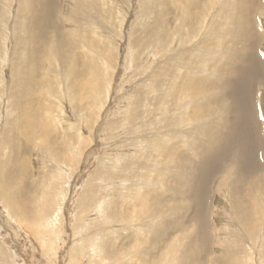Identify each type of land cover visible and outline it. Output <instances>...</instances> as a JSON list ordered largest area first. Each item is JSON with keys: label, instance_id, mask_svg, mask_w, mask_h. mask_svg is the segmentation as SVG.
Returning <instances> with one entry per match:
<instances>
[{"label": "rangeland", "instance_id": "1", "mask_svg": "<svg viewBox=\"0 0 264 264\" xmlns=\"http://www.w3.org/2000/svg\"><path fill=\"white\" fill-rule=\"evenodd\" d=\"M33 1L7 0L0 12V264H90L82 245L101 233L124 250L116 264H264V1L254 0L247 21L257 23L258 39L243 41L232 33L240 0H41L48 16L33 46L39 54L31 50L36 21H23ZM59 34L74 41L75 70L59 66L51 49ZM178 36L187 37L183 44ZM235 49L252 56L246 71L235 55L229 63ZM29 52L38 72L30 71ZM30 75L37 92L22 83ZM82 82L90 84L85 92ZM211 90L219 92L212 99ZM216 100L223 106L215 112ZM239 177L242 224L233 208ZM102 178L117 184L104 189ZM96 187L112 198L104 214L129 225L103 224L97 203L105 197L88 196ZM200 201L204 223L195 215ZM155 202L183 210L162 207L166 220L151 215ZM55 210L61 225L45 245L37 225ZM200 240L206 247L197 262L193 247L191 259L184 249Z\"/></svg>", "mask_w": 264, "mask_h": 264}, {"label": "bare ground", "instance_id": "2", "mask_svg": "<svg viewBox=\"0 0 264 264\" xmlns=\"http://www.w3.org/2000/svg\"><path fill=\"white\" fill-rule=\"evenodd\" d=\"M1 1V4H0V12H3V7H2V5H3V3L2 2H7V0H0ZM190 0H188V2H189ZM241 2H240V6H239V12L237 13L238 14V19H237V22L235 23V25H234V28H233V30H232V33H234V34H238V33H240L241 35H240V39H243V41L245 40V38L246 37H249L250 39H252L253 37H255L256 39H258V35H255V33L252 31V29H251V23H254V30H256V27H257V23L255 22V20H254V22H247L248 21V16L250 15V13H252L253 11H254V5L256 4L255 3V1L254 0H251V2H249V3H247L245 0H240ZM244 1L246 2L245 4H244ZM264 1V0H263ZM11 3H12V1H11ZM71 3H72V1H71ZM200 3V2H199ZM198 3V4H199ZM167 4V1H165V5ZM196 4V3H195ZM244 4V5H243ZM68 5H70V4H68ZM73 5V4H72ZM168 6V4L166 5V7ZM72 7V6H71ZM70 7V8H71ZM194 6H193V4H191L190 6H189V8L191 9V8H193ZM28 8H32L33 9V11L32 12H28L27 13V16H28V18L27 19H25V20H23L24 21V24H25V22L27 21H29V22H35L36 21V24H37V27L35 28V30H34V34L32 35V36H30V39H32L33 41H32V46H31V50L36 54V53H38L39 54V52H38V50L40 49V47L38 48V46H37V48L38 49H36V48H33V46L35 45L34 44V42H41V36H42V32H44V31H39L40 29H42L43 30V28H41L42 27V23H44L45 22V19H46V17L48 16L47 14H48V8H46V3H44V2H41V0H34L31 4H29L28 5ZM10 9V8H9ZM47 9V10H46ZM238 11V10H237ZM258 12V11H257ZM10 13V12H9ZM241 14V15H240ZM69 15V14H68ZM255 15V14H254ZM11 16V15H10ZM69 17H71L70 15H69ZM69 17H68V19H69ZM254 17V16H253ZM13 19H14V17H12ZM77 18H78V16H77ZM234 19V18H233ZM236 19V18H235ZM7 20V19H6ZM5 20V21H6ZM11 21V20H10ZM179 21V20H178ZM7 22V21H6ZM16 22V21H15ZM5 24H7V23H5ZM10 24V23H9ZM8 24V25H9ZM12 24V23H11ZM17 24V23H16ZM262 24H264V21H262ZM6 26V25H5ZM17 26H18V24H17ZM18 28V27H17ZM17 28H15V29H17ZM71 28V27H70ZM231 28H232V26H231ZM14 29V31H12L11 32V34L13 33V34H16V33H14L16 30ZM19 29V28H18ZM44 30H46V27L44 26ZM56 30V29H55ZM153 30V29H152ZM73 31V30H72ZM158 31V30H157ZM198 31H200V30H198ZM258 31V30H257ZM17 32V31H16ZM152 32V31H151ZM191 32V31H190ZM251 33H253V34H251ZM37 34V35H36ZM61 34V33H60ZM59 34V35H60ZM64 34V33H63ZM156 34V33H155ZM179 34V33H178ZM202 34V33H201ZM257 34V33H256ZM59 35H56L54 38L55 39H57V41L55 40V46H51L52 48L51 49H54L55 51V53L56 54H58L59 56H58V61L57 62H59V66H61V67H65V68H68V69H74L75 70V67L79 64L78 63V59H79V57L75 54V53H73V52H71V50L70 49H68V46L70 47V44L72 45V43L74 42H72L71 41V38L69 39V40H67V38H62L61 37V35L59 36ZM8 36V35H7ZM10 36V35H9ZM13 36V35H12ZM36 36V37H35ZM228 36V35H227ZM11 37V36H10ZM69 37V36H68ZM183 37V36H182ZM182 37H180V36H178V39H179V42H181L182 44H183V42H184V40L187 38L186 36L184 37V38H182ZM9 38V37H8ZM166 38H168V36H166ZM226 38V37H225ZM165 39V38H164ZM176 39H177V37H176ZM158 42L157 43H155L154 45L156 46V48L158 49L159 48V45L162 43L161 42V38L160 37H158ZM229 40V39H228ZM77 41V40H76ZM156 41V40H155ZM172 42V41H171ZM154 43V42H153ZM170 44V42L168 43V44H166L165 46H164V48H168V46H170L169 45ZM3 46V52H5L6 51V47H4V45H2ZM176 46H179V44L177 45L176 44ZM72 47V46H71ZM263 47H264V45H263ZM73 49V48H72ZM257 49V48H256ZM262 49V48H261ZM264 49V48H263ZM73 51V50H72ZM158 51V53L157 52H155V53H157V55H159L160 53H161V51L160 50H157ZM28 52V51H27ZM83 52V51H82ZM2 54V53H1ZM258 54V49L256 50V55ZM27 55H30L29 56V58H30V61H29V65H30V71L32 72V73H34V72H38V70H37V66H36V64L38 63V64H40L39 62V59L38 58H35L34 57V55H32V53H27ZM164 55V54H163ZM229 55H230V59H229V63H231V55H235V56H233V57H235L234 59H237V61L238 62H240L241 63V65H242V68H245V71H246V69L249 67V65H250V62H251V60H252V56H249V57H247V55L244 57L242 54H238L237 53V51H236V49H235V51L234 52H231L230 51V53H229ZM6 55L4 54V56H3V59L1 60V63L4 61V57H5ZM57 56V55H56ZM258 56V55H257ZM0 58H1V56H0ZM74 58H75V60L76 61H74ZM158 59V58H157ZM233 59V60H234ZM166 60V59H165ZM7 61H5V63H6ZM261 62V61H260ZM48 64V63H47ZM215 64V63H214ZM6 65V64H5ZM43 65H45V62L43 63ZM47 66V65H46ZM83 66V65H82ZM81 66V67H82ZM224 66V65H223ZM51 67V66H50ZM49 67V68H50ZM85 68V67H84ZM87 68V67H86ZM85 68V69H86ZM51 69V68H50ZM214 69H216V71H218V72H221V67H220V65H214ZM88 70V69H87ZM71 71V70H70ZM211 71H212V68H211ZM51 72H52V70H51ZM72 72V71H71ZM31 73V74H32ZM233 73V75H235L236 77H238L241 73H243V70L242 69H240V70H235V71H233L232 72ZM187 74V73H186ZM188 75V74H187ZM215 75H216V73H215ZM3 76V75H2ZM183 76V75H182ZM219 76V75H218ZM235 76H234V78H235ZM4 77V76H3ZM223 77V76H222ZM58 80V79H57ZM62 80V79H61ZM68 80H69V77H68ZM78 80V79H77ZM221 80V79H220ZM188 81V80H187ZM207 81V80H206ZM222 81V80H221ZM22 83H26L24 86L27 88V89H29L30 90V93H32V91L33 92H37V91H39V89H38V87L36 86V85H34L33 84V80H32V76L30 75V78L29 79H25ZM63 83V82H62ZM190 83V84H189ZM189 83H186V85H188V86H190V87H194L195 86V84H192L190 81H189ZM196 83V82H195ZM82 84V91L83 92H85V90L86 89H88V88H90L89 86H90V84H85L84 82H82L81 83ZM242 84V83H241ZM248 85V84H247ZM79 86H81V85H79ZM226 86V85H225ZM2 87V86H1ZM6 88V87H5ZM242 88V87H241ZM75 89V88H74ZM2 90V89H1ZM32 90V91H31ZM221 90V89H220ZM161 90H158V88H154V91H153V95H154V97H153V111L151 112L152 114H154L153 112H154V110L156 109V107H157V105H159V102H158V94H157V92H160ZM240 91V90H239ZM87 92V91H86ZM29 93V94H30ZM79 94V93H78ZM84 94V93H83ZM217 94H219V92L218 91H214V90H211L210 91V97H211V99L212 98H214ZM228 94V93H227ZM242 94V93H241ZM262 97L264 96V92H262ZM159 96H160V93H159ZM229 96V95H228ZM85 97H87V96H85ZM222 97V96H221ZM26 98V97H25ZM29 98V97H28ZM85 99V98H84ZM86 99H88V98H86ZM223 99V98H222ZM264 99V98H263ZM29 100V99H28ZM27 100V101H28ZM248 100V99H247ZM85 101V100H84ZM213 101V100H212ZM244 101H246V100H244ZM244 101H243V103H244ZM91 102V101H90ZM169 102H171L170 101V99H169ZM222 101L220 100V101H218L217 102V100H216V102H214L215 103V105H216V108H215V112H216V110L219 108V106L220 107H222L223 106V104L221 103ZM86 103V102H85ZM164 103H167L166 102V99L164 100ZM264 103V102H263ZM95 104V103H94ZM140 104L142 105V107L145 109L146 108V106H145V104H144V101H141L140 102ZM16 105H19V106H23L24 105V102L23 101H21V103L19 102H17L16 103ZM91 105V104H90ZM206 107V106H205ZM208 107V106H207ZM241 107H243V105L241 106ZM30 108V107H29ZM228 108V107H227ZM239 109H241L240 107H238ZM226 109V108H225ZM237 109V108H236ZM244 109V108H243ZM146 110H148V111H150L149 109H146ZM238 110V109H237ZM221 111V110H220ZM233 111L235 112V106L233 107ZM247 111V110H246ZM245 111V112H246ZM22 112V111H21ZM29 112H30V115H32V111H30L29 110ZM249 112V111H248ZM26 113H24L23 115H25ZM231 114V113H230ZM244 114H246V113H244ZM21 116V115H20ZM26 116V115H25ZM36 116V115H35ZM246 116V115H245ZM29 117V116H28ZM34 118V117H33ZM222 118V117H221ZM16 120H19V119H16ZM35 121V120H34ZM141 121V120H140ZM24 122V121H23ZM218 124V123H217ZM141 126H143L142 128L144 129V132L146 131V130H148L147 128L149 127V126H146L145 128H144V125H143V123L141 122ZM207 128H209V129H214V127H207ZM217 128V130H218V126L216 127ZM225 127H223V130L221 129V130H219L217 133H218V135H217V137H216V139H214V140H216V141H218V139L221 137V135H223V134H225ZM224 133H223V132ZM48 132V131H47ZM212 132V131H211ZM41 133V132H40ZM205 133V132H204ZM226 133H229V132H226ZM208 134V133H207ZM16 135V134H15ZM43 135V134H42ZM206 135V134H205ZM212 135V134H211ZM215 135V134H214ZM141 136V135H140ZM213 136V135H212ZM210 137V136H209ZM42 138H45L44 136L42 137ZM212 138V137H211ZM204 139V138H203ZM203 139H201V141L203 140ZM200 140V139H199ZM198 140V141H199ZM211 142H214L212 139H209ZM197 141V142H198ZM44 143V142H43ZM76 143H77V141H76ZM202 143H203V141H202ZM208 143V142H207ZM51 144V143H50ZM53 144V143H52ZM202 145V144H201ZM44 146H45V144H44ZM48 146V145H47ZM189 146H190V144H189ZM193 146V145H192ZM53 147V146H52ZM188 147V146H187ZM44 148V147H43ZM73 148V147H72ZM77 148V147H76ZM74 149V148H73ZM162 149V148H161ZM160 149V150H161ZM195 150V149H194ZM43 151V150H42ZM201 152H202V149L200 150ZM161 153H163V151H160ZM48 153V152H47ZM52 153V152H51ZM76 153V152H75ZM49 154V153H48ZM64 155V154H63ZM63 155H62V157H63ZM52 156H53V154H52ZM51 156V157H52ZM61 157V158H62ZM57 159H60V158H57ZM124 159V158H123ZM53 160V159H52ZM61 160V159H60ZM60 160H59V162H60ZM50 162H51V160H50ZM58 164V163H57ZM60 165V164H59ZM58 166V165H57ZM59 167V166H58ZM57 167V168H58ZM128 169V168H127ZM110 172V171H109ZM107 173V175H106V173L103 175V176H109V177H111V178H113V177H115V176H113V174H111V173ZM130 172V171H129ZM238 172V171H237ZM118 174V173H117ZM5 175V174H4ZM59 175V174H58ZM60 176H62V175H60ZM131 177V176H130ZM5 178V177H4ZM8 178H10L9 176H7V179ZM48 178V177H47ZM242 178V177H241ZM241 178L239 177V181H237V182H235L234 183V196H233V208H234V210H235V219L236 220H239V222H241V224H242V222H244V223H246V220H247V217H248V215H247V211L245 210V209H243L244 207H243V205L240 203L241 201H240V193H241V189L239 188V186H240V184H241ZM103 179V181H101V182H106L105 184L106 185H104L105 187H102V188H104V189H107V188H109V186H113V184L114 185H116L115 184V182L113 181V180H110L109 182H108V180L107 179H105V178H102ZM116 179V178H115ZM45 180V179H44ZM125 180V179H124ZM123 180V181H124ZM2 181V180H1ZM8 181H9V179H8ZM48 181V180H47ZM59 181V180H58ZM122 181V182H123ZM64 182H66V181H64ZM126 182V181H125ZM125 182H123V184L122 185H124V183ZM243 182H245V181H243ZM253 182V181H252ZM4 183V182H3ZM6 183V182H5ZM4 183V184H5ZM10 183V182H9ZM246 183V182H245ZM250 183V182H249ZM45 185V184H44ZM249 185V184H248ZM101 186H103V185H101ZM122 187V189H124L123 187H125V186H120V188ZM101 187H99V188H94L91 192H90V194H88V196H93V194H95V192L97 191V193L95 194V196H93L92 197V199L93 198H98L99 196L100 197H105L104 199H105V201L103 200V201H101V203L100 204H98L97 203V206L99 207L98 209H97V211H98V215H99V217H103V219H101L102 220V222H103V224H109L110 226L111 225H114V226H116V227H118L117 225L118 224H125L124 226H127V225H129V223H130V221H126V222H124V217H121L120 215H117V217H116V214H115V216L113 215V216H107V215H105L104 213H106V206L108 207H111L112 205H113V203H110L111 202V199L112 198H109L108 197V195L106 194V193H104V194H106L105 196H102V192H104V189H102ZM45 189V188H44ZM63 189H66V187H64ZM99 189V190H98ZM115 189V188H114ZM68 191V190H67ZM44 193V192H43ZM46 193H47V191H46ZM60 193V192H59ZM199 193L201 194L202 193V191H201V189L199 190ZM263 193V192H262ZM242 194V193H241ZM24 195V194H23ZM22 195V196H23ZM46 195V194H45ZM245 196H247V194L245 195H243L242 196V198H244ZM56 197V196H55ZM87 197V196H86ZM203 197V196H202ZM61 198V197H60ZM59 198V199H60ZM91 199V200H92ZM101 199H103V198H101ZM160 199V198H159ZM98 200V199H97ZM100 200V199H99ZM98 200V201H99ZM156 201V200H155ZM202 201V200H201ZM198 202L197 204H196V214L195 215H197L198 216V218H202V215L204 214H201V209L204 207V204H203V202ZM244 201V200H243ZM95 202V201H94ZM93 202V203H94ZM21 203V202H20ZM56 206H58V204L56 203L55 204ZM244 205H245V203H244ZM96 206V207H97ZM150 206H152V208H154L153 209V211H154V213H152L151 215H153L154 216V214L155 215H157V213H159V214H161L160 216H159V218H162L164 215L162 214V212H163V208L164 207H166V208H168V211H167V213H169V211L170 210H172V208L174 209V211H173V215L174 214H176V212L177 211H179V210H183L181 207H182V205H172V206H169V205H166V204H164V203H161V205H160V203H158V202H155V205H150ZM108 207V208H109ZM163 207V208H162ZM61 208H62V206H61ZM206 208V207H205ZM128 209H129V207H128ZM60 210V209H59ZM59 210L58 211H54L53 213H52V217H50L49 219H47V218H45V219H43V220H41L40 222H38V225H37V227L39 228V231H38V236H37V239H39V241L43 244V243H45V245H47L48 243H47V238H45V236H47V235H50V236H52L53 234H58V232H56L58 229V225L60 224L59 222L57 223V221H60V220H58V218H62L60 215H59ZM63 210V209H62ZM95 210V209H94ZM151 211V210H150ZM184 211H186V210H184ZM203 211H205V210H203ZM207 211V210H206ZM206 211H205V213H206ZM171 212V211H170ZM180 212V211H179ZM178 212V213H179ZM25 215V214H24ZM150 215V216H151ZM172 215V216H173ZM205 215V214H204ZM203 215V216H204ZM171 216V217H172ZM206 216H207V214H206ZM249 216H250V214H249ZM205 217V216H204ZM202 218V220H203V222L202 223H204V219L206 218ZM207 217H209V215L207 216ZM137 218V217H136ZM139 218H141V217H139ZM97 219H98V217H97ZM164 219H166L167 220V217H165L164 216ZM207 219V218H206ZM201 220V219H200ZM171 221V220H170ZM205 221H207V220H205ZM95 223H98L97 221H95ZM243 223V224H244ZM93 224V223H92ZM100 223H98V225H99ZM117 224V225H116ZM127 224V225H126ZM26 225V224H25ZM61 225V224H60ZM176 225V224H175ZM30 226V225H29ZM63 226V225H62ZM105 226V225H104ZM109 226V227H110ZM112 227V226H111ZM130 227V226H129ZM129 227H128V229H129ZM88 228V227H87ZM86 228V229H87ZM104 228V227H103ZM135 228V227H134ZM145 228V227H144ZM34 229V228H33ZM57 229V230H56ZM59 229H62V227H60ZM111 230L110 231H112L113 230V228H110ZM115 229V228H114ZM118 229V228H117ZM203 229H206V227H203ZM124 230H126V229H124ZM61 231V230H60ZM63 231V230H62ZM115 231V230H114ZM114 231H112V232H114ZM62 233V232H61ZM104 233V232H103ZM115 233V232H114ZM87 234V233H86ZM90 234V233H89ZM108 233H106V235H107ZM110 235H111V232L109 233ZM109 234H108V236H109ZM132 234V233H131ZM60 235V234H59ZM58 235V236H59ZM63 235V234H62ZM93 235V234H92ZM103 234L101 233V237L99 238V237H97V239L95 240V241H93V242H91V243H85V244H83L82 246H87V251H85V249H82V254H84L85 256H86V258H85V260L87 259V261L88 262H90V264H111L112 263V260H113V258L118 254V252L122 249L123 250V248L122 247H117V249L115 248H113L112 249V244H111V242L109 241V239H104L103 238V236H102ZM61 236V235H60ZM90 236V235H89ZM123 236V235H122ZM201 236V235H200ZM88 237V236H87ZM96 237V236H95ZM120 237V236H119ZM157 238H158V236L156 235V237H155V240H157ZM161 238V237H160ZM104 239V240H103ZM205 241H207V238L206 239H204ZM202 241H203V239H202ZM201 240H200V242L199 241H197V242H194L192 245H191V247H189V245L186 247V249H184V255L185 256H189L190 255V259L192 258L191 257V254H189V249L190 248H192L193 247V251L195 252V254H196V257H194L196 260H194V261H197V262H200V260H201V254H203L204 253V250H205V244H202L201 242H202ZM49 242V241H48ZM160 242V241H159ZM158 245V244H157ZM161 245V244H160ZM44 246V245H43ZM157 247V246H156ZM160 247V246H159ZM139 248V247H138ZM161 248V247H160ZM52 249V245L50 246V247H48V250H49V252H50V250ZM76 249H80V247L79 248H76ZM112 249V250H111ZM73 251L75 250L74 249V247H73V249H72ZM121 250V251H122ZM138 250V249H137ZM124 251V250H123ZM81 252V251H80ZM190 253H193L192 251L190 252ZM120 254V253H119ZM189 254V255H188ZM144 255V254H143ZM193 255H194V253H193ZM132 257V256H131ZM189 258V257H188ZM203 258V257H202ZM116 260V259H115ZM77 261H79V258H77L76 260H75V262H77ZM143 263H140V264H144V261H142ZM217 263V262H216ZM215 263V264H216ZM112 264H116V263H112Z\"/></svg>", "mask_w": 264, "mask_h": 264}]
</instances>
